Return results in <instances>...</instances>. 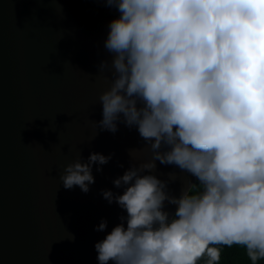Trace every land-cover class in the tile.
I'll list each match as a JSON object with an SVG mask.
<instances>
[{"label": "water", "instance_id": "obj_1", "mask_svg": "<svg viewBox=\"0 0 264 264\" xmlns=\"http://www.w3.org/2000/svg\"><path fill=\"white\" fill-rule=\"evenodd\" d=\"M159 1L0 0V264H140L247 112L264 0Z\"/></svg>", "mask_w": 264, "mask_h": 264}, {"label": "trees", "instance_id": "obj_2", "mask_svg": "<svg viewBox=\"0 0 264 264\" xmlns=\"http://www.w3.org/2000/svg\"><path fill=\"white\" fill-rule=\"evenodd\" d=\"M161 11L159 0H154ZM264 260V86L140 264Z\"/></svg>", "mask_w": 264, "mask_h": 264}, {"label": "rangeland", "instance_id": "obj_3", "mask_svg": "<svg viewBox=\"0 0 264 264\" xmlns=\"http://www.w3.org/2000/svg\"><path fill=\"white\" fill-rule=\"evenodd\" d=\"M261 85H263V86H264V83H263V84H261Z\"/></svg>", "mask_w": 264, "mask_h": 264}]
</instances>
